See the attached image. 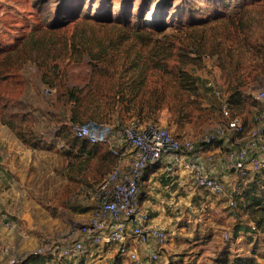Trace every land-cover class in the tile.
I'll list each match as a JSON object with an SVG mask.
<instances>
[{"label": "trees", "instance_id": "1", "mask_svg": "<svg viewBox=\"0 0 264 264\" xmlns=\"http://www.w3.org/2000/svg\"><path fill=\"white\" fill-rule=\"evenodd\" d=\"M202 2L207 5L205 11L199 13L191 9L179 22L173 18L171 34L165 33L166 27L159 32L156 27L146 24L145 10L136 17L130 12L115 17L108 10V18H100L83 16L81 12L69 9L70 4H66L65 10L63 7L57 9V18L53 22L32 26L29 33L32 43L37 44L36 33L43 39L49 38L50 49L44 48V55L36 59L44 83L53 86L61 78L59 64L47 62L48 58L59 59L56 56L59 49L55 51L52 47L55 37L63 39L70 47L75 61L88 58L92 69L83 87L68 88L62 94L66 105H70L68 121L74 134L72 141L64 144L68 148L65 152L68 159L76 151L75 155L85 156L88 160L100 159L106 165V172L115 167L109 146L79 139L74 132L77 125L92 123L117 130L129 124H158L164 111L170 114L174 125H184L196 117L198 121L213 124L220 108L193 72L202 67L207 57L213 58L215 66L225 74V94L233 114L244 113L246 96L251 95L248 92L264 82V0ZM110 3L109 0L106 5ZM195 8L198 10L197 6ZM103 30L107 32L101 34ZM62 31L70 33L69 39L65 40L60 34ZM21 41L20 45L26 49L25 40ZM27 59L0 58V72H6L4 66L21 70ZM8 77L6 75L3 80ZM3 107L14 109L15 106L5 104ZM2 122L23 143L36 147L37 144L27 137L23 124L25 114H5ZM256 181L248 184L240 201L254 224L252 229L264 236V193L256 194ZM52 259L48 255H28L24 263L48 264ZM227 264L261 263L254 258L234 257Z\"/></svg>", "mask_w": 264, "mask_h": 264}, {"label": "rangeland", "instance_id": "2", "mask_svg": "<svg viewBox=\"0 0 264 264\" xmlns=\"http://www.w3.org/2000/svg\"><path fill=\"white\" fill-rule=\"evenodd\" d=\"M110 1L111 3L106 5L109 0H0V58H28L21 70L4 66L3 70L6 72H0V114L26 116V122L23 124L27 137L37 144L36 147H28L37 148L39 163L36 170L29 166L22 168L17 172L16 179L21 182L20 188L25 197L40 199V206L34 209L39 210L42 217H45V214L56 215L58 209L63 214L68 205L80 202L83 194L92 193L109 171L106 172V165L100 159L95 157L88 160L85 156L75 155L76 151L75 157L65 158L68 148L64 144L68 145L74 134L68 121L70 105H66L62 94L68 88L83 87L88 82L92 70L89 59L75 61L71 56L70 47L64 44L63 39L52 38V47L55 51L59 49L56 55L59 59L53 61L48 58L47 62L59 64L61 78L53 86L44 83L36 59L44 55V48L50 49L49 38L43 39L40 33H36L34 35L37 44L32 43L29 40L32 26L36 23L45 26L53 22L57 18V9L63 7L65 10L70 4L69 9L81 12L83 16L100 18H108V10H111L115 17L125 12H130L136 17L145 10L146 24L156 27L159 32L166 27L165 33L171 34L174 31V17L178 21L185 13L189 15L191 9L200 13L207 8L202 0H187V3L185 0ZM105 6L108 7L105 9ZM152 11L156 14L155 20L147 18ZM105 32L107 30H103L101 34ZM60 34L65 40L69 39L68 31H62ZM20 40H25L26 49L20 45ZM22 50L26 52L23 53ZM11 72L13 73L10 75ZM204 72L207 73L206 77H203L204 83L219 79L218 75L212 74L207 68ZM6 75L10 77L3 80ZM50 82L54 84L52 78ZM256 87L245 99L247 104L242 117L245 119L247 131L252 128L254 115L259 111L255 100ZM47 89L52 91L47 93ZM5 104L15 107L7 109L3 107ZM22 110L25 113L22 114ZM21 118H18V122ZM157 123L169 128L173 134L187 132V139L190 140L201 138L215 127L211 121H198L197 117L184 125H174L167 111L160 114ZM79 144L81 145V142ZM49 162L57 166V173L51 174L47 170ZM255 178H252L250 183L257 180L256 194L262 195L264 171ZM170 187L171 192L160 195L157 203L152 201L153 206L149 205L146 209L143 207L153 217L161 220L168 233L160 264H227L234 257L254 258L264 264V236L260 231L252 229L254 224L241 201L232 211L222 196L210 195L190 185H187V189L180 188L177 183ZM88 196L90 198L91 194ZM80 223L75 221L72 224V232H76ZM89 251L90 255L82 257L85 264L118 263L115 246H102L95 255L92 249Z\"/></svg>", "mask_w": 264, "mask_h": 264}, {"label": "built area", "instance_id": "3", "mask_svg": "<svg viewBox=\"0 0 264 264\" xmlns=\"http://www.w3.org/2000/svg\"><path fill=\"white\" fill-rule=\"evenodd\" d=\"M206 86L222 101V120L196 140L178 138L169 128L158 124H129L117 130L92 123L75 126L74 132L79 139L109 146L111 154L118 159L127 149L135 152V157L127 171L116 165L90 192L96 207L91 218L76 229L81 239L41 247L31 255L68 259L85 254L89 247L117 246L118 254L127 257L132 264H160L168 233L160 224L150 222V214L140 204L139 196L144 171L162 159L167 160L165 172L170 178L182 170L191 176L195 188L224 197L228 208L236 209L250 180L264 169V82L255 90L259 111L254 126L248 131L243 119L233 114L215 84L208 81ZM51 91L46 90L47 93ZM217 142L225 145L228 169H233L238 176L229 186L210 174L199 156L205 146ZM207 158L214 164L213 154ZM129 241L137 246L144 245L146 249L139 253L130 247ZM20 263L18 259L12 260V264Z\"/></svg>", "mask_w": 264, "mask_h": 264}, {"label": "crops", "instance_id": "4", "mask_svg": "<svg viewBox=\"0 0 264 264\" xmlns=\"http://www.w3.org/2000/svg\"><path fill=\"white\" fill-rule=\"evenodd\" d=\"M205 68L210 70L212 74L215 73L218 75L219 79H217V81H208L213 82L216 88L222 92L224 98L227 100L224 85V72L220 71L215 66L213 58H204L202 67L195 68L193 72L195 76L201 80V83L205 88H208L206 86L207 82H203V77H206L207 75V73L204 72ZM208 90L209 95L213 96L220 108L216 114L217 118L213 123L214 125H217L222 120V101L213 94L210 88H208ZM244 92H247V90ZM248 93H251V91ZM257 113L254 115L252 127L255 124ZM242 115L243 114L239 116L243 119L246 125L245 119ZM174 135L181 139H187L189 136L187 132H176ZM37 151V148L28 147L27 144L20 140L14 131H12L7 125H4L0 114V197L2 198V203L0 205V264H12L13 259H18V261L21 262L20 264H25V258H27L28 255H31V253L39 247L66 244L81 239V234L77 231L72 232L70 227L75 221L81 222L80 224L87 222L91 218L96 207L91 196L90 198L88 196L90 195L89 192H84L85 194H83L81 201L78 203L73 202L68 205L63 214H61L59 211L60 209H58L56 215L45 214V217L40 216V211L34 209L35 207L37 208L40 206V199L37 200V198L25 197L20 188L22 187V184L20 181L17 182L16 179V176H18L17 172L22 168L24 169L29 166L32 170H36L39 163ZM226 152L225 145L222 142H217L212 146H205L199 156L209 173L216 176L229 186L238 180V176L233 169H228ZM209 154L215 156L214 164H211L208 161L207 156ZM134 157L135 152L127 149L120 159L113 157L114 166L119 165L124 171H127ZM65 158L67 157L65 156ZM166 163L167 160L162 159L158 164L150 166L143 173L140 180L139 200L140 204L145 209L149 205L153 206L152 201L157 203L160 195L170 193V186L175 183H177L180 188L182 187L184 189H187V185L194 187L191 176L182 170L177 171L175 176L170 178L165 172ZM47 165H50L47 170H49L51 174L59 171L58 168H56L57 166L52 162H49ZM51 188H53V186H51ZM146 211L149 213L148 210ZM150 217L151 223L164 226L159 218H155L151 214ZM129 243L130 247L137 250L139 253H142L146 249V246L144 245L137 246L131 241H129ZM101 247L102 246L99 248L97 247V249L95 247H89V250L92 249V252H94L93 249L95 248L96 250L93 254L95 255ZM89 250L78 257L68 259L54 258L48 264H67V262L73 264H85L83 262L85 260H82V257L85 258L86 254L87 256L90 255L88 254L90 253ZM115 250L117 252V246H115ZM116 255L118 256L117 264L130 263L127 257L120 256L118 252Z\"/></svg>", "mask_w": 264, "mask_h": 264}, {"label": "bare ground", "instance_id": "5", "mask_svg": "<svg viewBox=\"0 0 264 264\" xmlns=\"http://www.w3.org/2000/svg\"><path fill=\"white\" fill-rule=\"evenodd\" d=\"M147 18L149 20H155L157 17H156V14L152 11L148 14Z\"/></svg>", "mask_w": 264, "mask_h": 264}]
</instances>
